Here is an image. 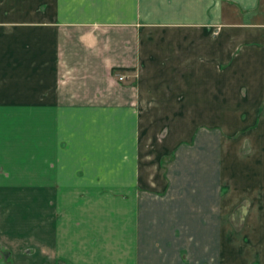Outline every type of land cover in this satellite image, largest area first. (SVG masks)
I'll use <instances>...</instances> for the list:
<instances>
[{
	"label": "crops",
	"instance_id": "0c3cea01",
	"mask_svg": "<svg viewBox=\"0 0 264 264\" xmlns=\"http://www.w3.org/2000/svg\"><path fill=\"white\" fill-rule=\"evenodd\" d=\"M263 99L264 0H0V264H264Z\"/></svg>",
	"mask_w": 264,
	"mask_h": 264
},
{
	"label": "rangeland",
	"instance_id": "374dc122",
	"mask_svg": "<svg viewBox=\"0 0 264 264\" xmlns=\"http://www.w3.org/2000/svg\"><path fill=\"white\" fill-rule=\"evenodd\" d=\"M122 85H133L134 83H121ZM262 115H263V124L262 128L264 129V99L262 102ZM201 124V123H200ZM200 126H203L201 124ZM205 126V125H204ZM259 138V140H258ZM225 148H229L228 145H226ZM227 150V149H226ZM228 152V150H227ZM239 162H242L241 164H246L250 159V157L253 158V155H256L257 161L260 164V167L258 168V176H261L258 189H256L258 192L264 193V136L257 137L256 142L254 141H244L240 144L239 147ZM175 154L174 152H168L166 155L162 156L161 158V172L164 176L167 175V171L170 170V164L174 161ZM153 169V167L151 168ZM237 191V190H236ZM233 191V192H236ZM239 204V203H238ZM248 202H242L240 205L234 206V212L237 211L240 208L246 207ZM237 212L232 215L231 220L232 224L235 226L234 228L239 226L241 224V218L240 215H237ZM1 255H2V262L6 261L4 260L5 257L9 256L8 250L0 249Z\"/></svg>",
	"mask_w": 264,
	"mask_h": 264
}]
</instances>
